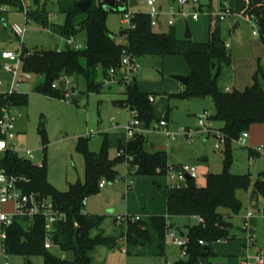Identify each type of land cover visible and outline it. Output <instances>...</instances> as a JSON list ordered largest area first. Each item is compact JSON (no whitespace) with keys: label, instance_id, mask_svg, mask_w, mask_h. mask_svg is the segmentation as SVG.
<instances>
[{"label":"rangeland","instance_id":"374dc122","mask_svg":"<svg viewBox=\"0 0 264 264\" xmlns=\"http://www.w3.org/2000/svg\"><path fill=\"white\" fill-rule=\"evenodd\" d=\"M84 0H24L17 5L6 6L7 13L3 15L0 37L2 47L10 51L24 50L30 54L44 52L64 51L68 48L65 38L57 35L41 22L35 20L34 15L40 13L49 17V22L56 26L65 23L66 16L62 10L76 6ZM136 1L137 5L117 6L115 11L106 17L107 27L118 44H126L125 31L129 29L124 24L126 11L133 14H152L153 8L148 7L146 0ZM156 7L162 8L158 26L153 29L162 33L174 29L177 37H183L186 29V20L191 28L195 43L208 41L209 7L218 12L221 0H188L184 8L185 18L182 15L174 19L175 27L167 25V13L170 8L179 10V3L173 0H154ZM97 4L104 0H95ZM23 3L31 10L30 19L23 10ZM181 9V8H180ZM182 10V9H181ZM195 13L198 20L191 19ZM85 14V13H83ZM233 18V17H232ZM17 25L25 33L17 37L12 28ZM229 24L222 23V35L229 44V53L232 57L231 66L223 68L220 87L232 86L236 82L237 88L245 89L251 85L258 72L257 57L262 58L264 67V44L261 36H252L250 24L242 23L239 30H233L238 38L232 41ZM77 44L82 48L87 46V33L82 31L74 36ZM233 45V46H232ZM253 55V58L252 56ZM141 69L132 75L129 84L137 85L138 89L153 98L151 105L155 111V121L149 129L143 126L141 130L148 139V152L155 153L159 147L164 148L168 154L170 166L190 165L198 170L199 177L195 180L198 187H206L207 176L215 169L223 172V156L226 144L221 150H216L217 140L209 129L216 126L213 118L216 116V106L210 98L204 100H179L172 96L181 93L183 85L171 78L174 75L188 77L190 68L184 58L168 56L164 58L149 56L139 60ZM120 73H125L121 70ZM118 79L103 85L100 91H90L87 83L81 77L68 80L65 88L71 93V98L60 100L36 92V88L45 82L39 74H33L32 79L25 81L21 92L27 95L28 104L22 109V118L18 122L16 143L19 156L26 158L37 166H46L49 184L58 192H67L70 184L85 181V161L82 154L77 151L81 138L88 140V147L92 152L99 153L104 141L109 144V157L117 159L122 147L126 148L128 140L127 127L135 123L128 107H121L127 99L125 82ZM136 80V82H134ZM100 83L103 78L100 75ZM233 81V82H232ZM240 82V83H239ZM77 102L74 103V102ZM206 118V128H200L201 119ZM165 121L171 136L163 129L157 130V125ZM219 125V124H218ZM43 127L45 130H43ZM250 139L245 147L233 144L232 173L244 175L251 174L252 184L264 180V125L249 130ZM250 151H259V157H249ZM27 152L31 156H27ZM208 158L212 163L209 166L202 161ZM126 161L116 166L117 176L114 180L105 179L107 187L99 190L86 200V210L92 215L105 217L102 230L108 237L117 239L114 248L97 247L91 256L94 264H175L182 260L181 250L173 244L172 238H167L165 254L159 250V241L153 236V243L147 246L133 247L127 245L123 235L126 231V220L117 221V217L131 218L143 217L142 207L154 216H166L167 207L164 191L167 186L166 176H138L128 174ZM161 187V188H159ZM237 198L243 204V210L231 220L233 225L231 235L235 237L232 242L221 241L213 245L215 257L208 259L205 264H243L248 256L256 252L264 254V216H258L251 221V226L258 240L255 245H248L245 232L242 231L245 215L253 209L250 205L251 191H238ZM52 201L51 198H47ZM258 209L264 210V198H260ZM4 212H13L12 205H6ZM225 215L229 211L222 209ZM196 219L189 220L184 217H168V224L173 226L176 236L181 237L187 225H197ZM98 232H94L97 235ZM262 247V248H261ZM50 252L58 258L73 260L72 253H63L59 247ZM5 264V261L3 262ZM9 264H45L41 255L29 257L10 255ZM250 264H254L250 261Z\"/></svg>","mask_w":264,"mask_h":264},{"label":"trees","instance_id":"16d2710c","mask_svg":"<svg viewBox=\"0 0 264 264\" xmlns=\"http://www.w3.org/2000/svg\"><path fill=\"white\" fill-rule=\"evenodd\" d=\"M180 0H173L179 2ZM228 2L231 8L242 15H256L264 20V0H221ZM19 0H0L1 6L17 5ZM66 16L64 25L56 26L49 22V17L40 13L35 20L63 38H71L78 33H87V46L83 50L67 48L64 51L31 54L25 61L26 71L39 74L45 82L36 88V92L51 98L67 100V90L62 77H81L90 91H100L111 70H120L122 51H128L139 59L154 56H178L185 59L189 68V81L181 93L172 96L179 100H204L210 98L216 106L213 122L226 138V150L223 156V172L210 173L206 187H198L195 180L187 181L180 188L166 187L167 215H150L142 207L143 217L139 219L126 217L124 241L129 246H147L153 243V236L159 241V250L165 254L167 233L173 226L168 224V217L196 219L197 225H187L181 236L186 241L188 257L175 264H205L216 256L213 245L221 241L232 242L231 235L234 216L243 210L237 192L251 191V205L258 208L260 198H264V180L252 184L251 174H234L233 144L244 133L258 125H264V67L258 60V72L253 78V85L244 91H224L220 87L223 68L231 66L232 57L222 35V22L210 16L209 40L206 43H194L192 40H179L174 29L168 33H156L151 26L149 14L136 13L133 18L134 30H126V44H118L111 35L107 23V14L103 3L94 0L91 9L83 14L76 6L62 10ZM209 13L212 10L209 9ZM27 17V23L30 19ZM264 44V35H261ZM215 65V68H213ZM102 86V87H101ZM127 88V100L119 104L135 111L137 118L145 129L155 121V111L150 96L141 92L137 85ZM13 101L19 107L28 104L27 95H16ZM74 103L77 104L75 101ZM219 124V125H218ZM148 139L145 133L136 134L129 140L125 156L112 160L109 157V144L104 141L99 153L92 152L88 140L81 138L77 151L85 161V181L70 184L67 192L56 191L48 182L46 166H37L27 159L7 152L1 162L2 168L12 175L23 176L30 182L25 186L27 193H36L41 198H51L55 206L65 214V219L55 225L53 231L54 247L63 253H72L73 260L61 259L45 248V220L36 217L33 220L16 218L8 231L7 251L9 255L29 257L41 255L45 264H94L91 256L97 247L114 248L117 239L108 237L102 230L105 217L84 214V201L97 194L102 180H114L117 176L116 166L126 161L129 173L138 176H156L166 174L169 167L168 154L161 150L153 154L147 152ZM250 157H259L257 151H250ZM128 157V158H126ZM137 168V170H136ZM161 188V187H159ZM225 209L231 215L221 212ZM94 232H98L94 235ZM203 242L204 245H201Z\"/></svg>","mask_w":264,"mask_h":264},{"label":"built area","instance_id":"2783aa9c","mask_svg":"<svg viewBox=\"0 0 264 264\" xmlns=\"http://www.w3.org/2000/svg\"><path fill=\"white\" fill-rule=\"evenodd\" d=\"M23 2L24 0H19ZM194 3H197L196 0H193ZM103 3V2H102ZM148 7L153 8V13L149 14L151 18V26L157 27L159 17L162 14V8H157L154 0H146ZM179 10H175L174 8H170L168 11L167 25L169 27H174L175 22L174 19L182 15L187 18V15L184 13V8L187 6L188 0H180L179 2ZM131 5L132 2L129 0H116L115 9L117 6ZM182 10H181V9ZM23 10L28 17L31 14V10L25 6L23 3ZM7 13L6 6L0 7V28L2 26L3 18L2 16ZM135 14L126 11L124 16V24L128 25V30H134L136 26L133 24V18ZM209 16L216 17L220 20V22H229L230 19L234 16H238L247 21L248 24L251 25L252 35L255 38L261 36L260 31V19L253 14L250 15H242L235 12L228 2H224L219 7L218 12L209 13ZM199 15L195 13L191 16V19L198 20ZM187 22V20H186ZM12 32L17 37H22L25 33V30L15 25L12 28ZM66 43L69 48L74 50H83L81 45L77 44L74 37L65 38ZM61 52V51H58ZM31 57V54L27 51L20 50L18 52L10 51L7 49L0 48V264H9V254L7 251V241H8V231L13 227L16 218H27L29 220H33L36 217H41L45 220V248L47 250H52L54 248L53 244V231L55 225L65 219V214L62 213L55 204L48 200L47 198H41L36 193H27L25 191V186L29 184V180L23 176H17L10 174L7 170L2 168L1 162L3 160L4 155L7 152H10L14 155L19 156V148L16 143L17 136V125L19 120L22 118V109L18 105H16L13 101V97L16 95H22L21 88L25 81L31 80L33 74L26 71L25 69V61ZM120 70H111L108 78L103 80L104 85H107L110 81H114L118 79V75L121 70H124L125 73L122 74L120 82H125V85H130V78L132 75L136 74L141 69V64L139 62V58L135 55L131 54L127 48L122 51V64ZM65 76L62 77V81L68 85V80ZM67 90V89H66ZM67 98H71L70 92L67 90ZM150 101L153 102V98H150ZM132 117L135 119V123L130 124L127 127V134L130 139H132L136 134L144 133L142 128L141 121L137 118V113L135 111H130ZM206 118L203 117L199 123L200 128H206ZM168 123L165 121H161L156 129H163L164 133L168 136H171L169 131L167 130ZM215 135L216 140L218 141L215 145L216 150L222 149V144L225 143V136L221 134L219 131H214L213 129H209ZM250 135L248 132L244 133L238 140L234 141V143L245 147L247 145L248 139ZM259 152V151H257ZM125 151L121 150L119 152V156H125ZM31 156L30 152H27V156ZM20 157V156H19ZM128 158V157H126ZM26 159V158H23ZM137 170V168H136ZM166 179L167 186L170 188H180L183 184H185L190 178V180H196L199 177L198 170L194 166L190 165H177L170 166L166 171ZM107 185L105 180H102L99 184V188L103 189ZM6 205L13 206V212L7 213L4 212L3 208ZM84 206L86 207V200L84 201ZM84 214L85 211H83ZM264 216V210H259L258 208H254L250 210L244 217V224L242 227V231L245 232V239L248 245H255L257 242L258 235L253 230L255 229L251 226V221L256 219L258 216ZM121 220L122 218H118ZM126 220L125 218H123ZM135 219H139L135 218ZM167 238L173 239V244L181 250V257L186 259L188 257L186 241L184 237L176 236L175 232L172 228H169L167 233ZM201 245H204L203 242H200ZM252 261L254 264H264V254L262 252H256L253 256H248V258L243 261V264H250Z\"/></svg>","mask_w":264,"mask_h":264},{"label":"crops","instance_id":"0c3cea01","mask_svg":"<svg viewBox=\"0 0 264 264\" xmlns=\"http://www.w3.org/2000/svg\"><path fill=\"white\" fill-rule=\"evenodd\" d=\"M221 4H222V2L220 1L219 2V7L221 6ZM209 9H211L212 10V12H214V10L211 8V6L209 7ZM5 15V14H4ZM3 17V16H2ZM209 18H210V16H209ZM223 23V22H222ZM228 24H229V26H230V28H229V31H230V35H232L231 36V39H232V41H235L237 38H238V35L235 33V34H232L233 33V30L235 29V30H239V28H240V26H241V24L242 23H247V21L246 20H244V19H242V18H240V17H238V16H234L233 18H231L230 19V21L229 22H227ZM209 24H210V21H209ZM248 24V23H247ZM175 27V26H174ZM0 30H1V28H0ZM170 31V30H169ZM169 31H165V32H162V33H168ZM154 32H155V30H154ZM157 33V32H156ZM193 35V34H192ZM177 36V35H176ZM253 36V35H252ZM254 37V36H253ZM125 38H126V41H127V37L125 36ZM179 40H183V37H177ZM2 36L0 37V48H3L2 47ZM193 39V38H192ZM208 40H209V25H208ZM208 42V41H207ZM195 43V42H194ZM206 43V42H205ZM227 43V42H226ZM227 46H229V44H227ZM233 46V45H232ZM229 49V48H228ZM252 56V58H253V55H251ZM262 60V58L261 57H257V61H256V63H257V69H258V60ZM140 60V59H139ZM264 61V60H263ZM190 75V74H189ZM189 77V76H188ZM134 82H136V80H134ZM233 82V81H232ZM240 83V82H239ZM253 85V81H252V84L251 85H247V87L245 88V89H240V88H237V85H236V82H234V83H232V86H227L226 85V87L225 88H221L222 90H224V91H228V92H231V91H234V90H238V91H244V90H246L247 88H249V87H251ZM184 87V86H183ZM183 90V89H182ZM24 95V94H23ZM151 98V97H150ZM127 100V99H126ZM258 126H261V125H258ZM254 127H256V126H254ZM215 128H218V126L216 125L215 127H214V129ZM253 128V127H252ZM17 130H18V125H17ZM250 135V134H249ZM214 136V138L216 139V137H215V135H213ZM249 139H250V137H249ZM248 139V140H249ZM130 140V139H129ZM129 140H128V142H129ZM128 144V143H127ZM122 149H123V147H122ZM147 149H148V146H147ZM161 150H164V148H162V147H159V148H157L156 149V151L155 152H157V151H161ZM165 151V150H164ZM147 152H148V150H147ZM96 153V152H95ZM149 153V152H148ZM151 154H153V153H151ZM249 157H250V155H249ZM113 160V159H112ZM202 161L203 162H205L206 164H208L209 166L211 165V161L208 159V158H203L202 159ZM180 165V164H179ZM181 165H183V164H181ZM127 171H128V174H130L129 173V168H128V165H127ZM220 170H222V167L220 168ZM220 170H218L217 171V169H215L214 171H212V174H221V172H220ZM107 187V185L103 188V189H105ZM167 187V186H166ZM101 190V189H100ZM165 197V196H164ZM165 201H166V198H165ZM250 205H251V201H250ZM251 207H253L252 205H251ZM85 213L86 214H90L87 210H86V208H85ZM148 213H149V211H148ZM150 214V213H149ZM90 215H92V214H90ZM150 215H152V214H150ZM120 216H118L117 217V221H125L123 218L124 217H120V218H122L121 220H119L118 218H119ZM127 217H129V216H127ZM255 229L257 228L256 227V224L253 226ZM264 243V242H263ZM262 248V247H261Z\"/></svg>","mask_w":264,"mask_h":264},{"label":"water","instance_id":"95a60500","mask_svg":"<svg viewBox=\"0 0 264 264\" xmlns=\"http://www.w3.org/2000/svg\"><path fill=\"white\" fill-rule=\"evenodd\" d=\"M93 3H94V0H84L77 5V9L82 13H87L93 6ZM115 5H116V0H104L103 9L106 13H112L115 11V8H114ZM136 5H137V2L133 1L132 7ZM3 23L5 24L4 21ZM260 31H261V35H264V20H260ZM192 38H193V35H192L191 28L189 26V23L186 22V29H185L183 39L192 40ZM213 68H215V65H213ZM171 78L173 80L180 82L183 86H186L189 81V77L180 76V75H174V76H171ZM43 130H45L44 127H43ZM187 180L190 181V178H188Z\"/></svg>","mask_w":264,"mask_h":264}]
</instances>
